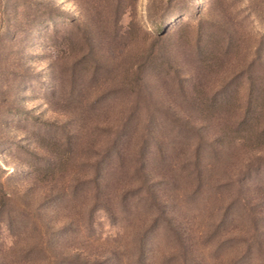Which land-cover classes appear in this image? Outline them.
I'll return each instance as SVG.
<instances>
[{"label": "rangeland", "instance_id": "obj_1", "mask_svg": "<svg viewBox=\"0 0 264 264\" xmlns=\"http://www.w3.org/2000/svg\"><path fill=\"white\" fill-rule=\"evenodd\" d=\"M262 127L264 0H0V184L38 204L76 187L49 216L77 219L64 258L115 249L131 264L157 224L148 264H264ZM48 158L62 160L53 181L33 170ZM7 209L0 264L39 259L33 216Z\"/></svg>", "mask_w": 264, "mask_h": 264}, {"label": "trees", "instance_id": "obj_2", "mask_svg": "<svg viewBox=\"0 0 264 264\" xmlns=\"http://www.w3.org/2000/svg\"><path fill=\"white\" fill-rule=\"evenodd\" d=\"M242 121L240 124L245 125V123H248L251 120V114L250 113H245V115L242 117ZM259 135L264 138V127L260 128L259 130ZM244 136V135H243ZM244 142L246 141H251L253 137L250 135V137H243ZM116 148L115 143L113 144L112 147H110L111 150ZM110 153V152H109ZM138 163L141 167L142 170L147 169V160H145L146 156H143V152L139 153L138 155ZM199 157V154L197 153V156ZM260 157V156H257ZM56 158V157H55ZM55 158H48L44 159L42 163H36L33 166V170L38 173L40 169H45L47 173H51V180L53 181L54 177H56V173L59 171V168L62 165V160L61 159H55ZM200 160V162H199ZM197 164L201 165V169L198 170L199 174L200 172L203 174L205 170H211L213 165H211L209 162H206L205 164L203 163L202 159H197L196 160ZM197 166V165H196ZM101 172L99 171L96 173L95 179L98 180L101 178ZM147 175V173H146ZM148 177V176H147ZM238 183V190L241 192L244 190V186H250L249 185V179L248 177H243L240 179H237ZM254 185V183H253ZM257 185V183H256ZM102 184L96 185V190L100 191L102 189ZM257 189V188H256ZM261 190V189H258ZM21 192H9L5 191L3 188V185L0 184V209L2 211L7 212V223L9 226L14 224V221H16V217L12 215L13 212L11 210L7 209L8 206H17V209L21 210L23 213H28L33 216L35 222L33 225L35 226L34 228V233L36 237V242L34 243V248H31L30 251H28V255L30 256L32 253V250L34 249L35 252H38V255L40 256L39 259L33 260V259H25L23 264H123L121 262L122 258L119 256L117 250L113 249L111 250L108 255L102 260H90L89 258L82 256L81 253L78 251L76 253H73L71 255L73 258L67 259L62 256V253L58 248V244L61 245L63 241L61 238H69V231L70 228H73L76 223L77 219L74 217H71L68 215L67 220L65 222L59 223L58 226L52 225V220L49 217L51 212H53V209L56 210L57 212L65 211L66 212L69 210L68 205L63 203L69 196V198L76 195V187H73V190H70L69 193L66 192V190L62 189L61 191L54 190L52 187L51 189L47 192L46 197L45 196H40L39 204L34 203L30 199V195L28 193L27 189H21ZM43 201H49L51 204L49 205V209L47 207H44ZM261 204V201L256 202V205ZM35 204V205H34ZM45 208V209H44ZM47 209V210H46ZM160 216L165 215V211L161 208L160 209ZM108 214L109 211H107ZM166 216V215H165ZM222 219L220 222H224L227 213L226 211L222 215ZM165 221H169L167 225H170V231L172 233V236L178 237L181 239L183 244H185V239L183 236L185 232L183 231L182 226L178 223H172V219H167L164 217ZM56 226V227H55ZM158 225H149L148 227H145V229H141L138 231L137 237H138V245L136 248V254L134 255L133 259L131 261V264H148L147 259H146V252H145V247L148 243V238L152 232H154L155 227ZM258 235L264 237V231H257ZM189 244V243H188ZM185 258V257H184ZM186 264L187 261H186Z\"/></svg>", "mask_w": 264, "mask_h": 264}]
</instances>
